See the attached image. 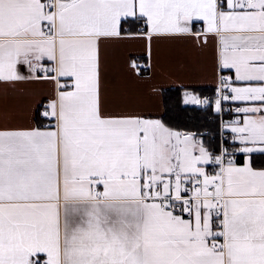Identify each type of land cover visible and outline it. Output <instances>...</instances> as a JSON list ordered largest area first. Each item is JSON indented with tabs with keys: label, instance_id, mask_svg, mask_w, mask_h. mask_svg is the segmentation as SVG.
I'll list each match as a JSON object with an SVG mask.
<instances>
[{
	"label": "snow or ice",
	"instance_id": "obj_1",
	"mask_svg": "<svg viewBox=\"0 0 264 264\" xmlns=\"http://www.w3.org/2000/svg\"><path fill=\"white\" fill-rule=\"evenodd\" d=\"M162 42L210 53L183 122L107 94ZM0 264H264V0H0Z\"/></svg>",
	"mask_w": 264,
	"mask_h": 264
},
{
	"label": "crops",
	"instance_id": "obj_2",
	"mask_svg": "<svg viewBox=\"0 0 264 264\" xmlns=\"http://www.w3.org/2000/svg\"><path fill=\"white\" fill-rule=\"evenodd\" d=\"M157 47L159 56L155 60V78L152 82L157 87L155 94L149 92L148 86L134 82L124 68L127 55H142L141 49L137 46L109 48L106 87L110 99L129 106L163 112L166 110L167 92L183 91L181 85L189 83H196L198 89L210 86V53L205 59L193 53L189 45L162 42Z\"/></svg>",
	"mask_w": 264,
	"mask_h": 264
},
{
	"label": "trees",
	"instance_id": "obj_3",
	"mask_svg": "<svg viewBox=\"0 0 264 264\" xmlns=\"http://www.w3.org/2000/svg\"><path fill=\"white\" fill-rule=\"evenodd\" d=\"M182 90L177 91H169L165 95V101H166V110L172 112L175 116L181 119V122H183V118L192 116L194 113L192 112H183L182 109L185 107L182 104ZM203 94H210L207 91H204ZM201 123H204L203 120H201Z\"/></svg>",
	"mask_w": 264,
	"mask_h": 264
},
{
	"label": "built area",
	"instance_id": "obj_4",
	"mask_svg": "<svg viewBox=\"0 0 264 264\" xmlns=\"http://www.w3.org/2000/svg\"><path fill=\"white\" fill-rule=\"evenodd\" d=\"M207 95V94H206Z\"/></svg>",
	"mask_w": 264,
	"mask_h": 264
}]
</instances>
